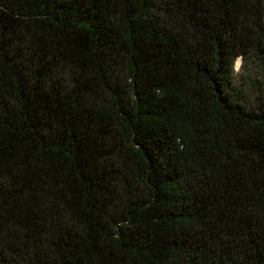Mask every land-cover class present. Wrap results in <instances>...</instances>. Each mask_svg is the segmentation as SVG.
<instances>
[{
	"label": "trees",
	"instance_id": "obj_1",
	"mask_svg": "<svg viewBox=\"0 0 264 264\" xmlns=\"http://www.w3.org/2000/svg\"><path fill=\"white\" fill-rule=\"evenodd\" d=\"M0 264H264V0H0Z\"/></svg>",
	"mask_w": 264,
	"mask_h": 264
},
{
	"label": "rangeland",
	"instance_id": "obj_2",
	"mask_svg": "<svg viewBox=\"0 0 264 264\" xmlns=\"http://www.w3.org/2000/svg\"><path fill=\"white\" fill-rule=\"evenodd\" d=\"M232 68L235 72L240 74L242 79H244L242 84L243 91L245 94L250 95L255 89V84L258 77L254 62L245 61V63H243L242 59L237 57V59L232 64Z\"/></svg>",
	"mask_w": 264,
	"mask_h": 264
}]
</instances>
